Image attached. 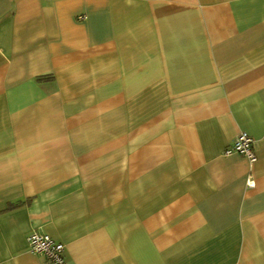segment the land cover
Masks as SVG:
<instances>
[{
    "label": "crops",
    "instance_id": "0c3cea01",
    "mask_svg": "<svg viewBox=\"0 0 264 264\" xmlns=\"http://www.w3.org/2000/svg\"><path fill=\"white\" fill-rule=\"evenodd\" d=\"M33 231L68 264H264V0H0V264H48Z\"/></svg>",
    "mask_w": 264,
    "mask_h": 264
},
{
    "label": "built area",
    "instance_id": "2783aa9c",
    "mask_svg": "<svg viewBox=\"0 0 264 264\" xmlns=\"http://www.w3.org/2000/svg\"><path fill=\"white\" fill-rule=\"evenodd\" d=\"M252 142V139L246 133H239L231 146L225 150V154L239 153L249 163H254L256 156L252 149ZM247 185L253 186L249 181ZM26 243L30 253L44 257L48 264H68L64 256V245L48 235L33 231L26 237Z\"/></svg>",
    "mask_w": 264,
    "mask_h": 264
}]
</instances>
